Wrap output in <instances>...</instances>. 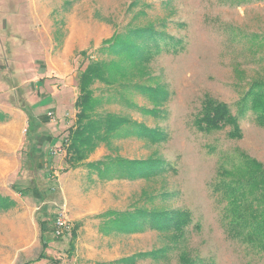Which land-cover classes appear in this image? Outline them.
<instances>
[{"label": "rangeland", "instance_id": "obj_1", "mask_svg": "<svg viewBox=\"0 0 264 264\" xmlns=\"http://www.w3.org/2000/svg\"><path fill=\"white\" fill-rule=\"evenodd\" d=\"M136 26L163 33L157 45L140 44L144 58L130 71L131 81L152 87L158 99L124 91L151 111L117 101L106 109L154 128V136L115 138L112 149L103 144L88 161L118 152L157 158L168 170L150 180L106 181L89 176L86 165L64 171L62 144L49 146L36 136L51 131L49 121L74 122L79 73L116 31ZM256 81H264V0H0V110L12 117L0 123V194L17 202L0 211V264H102L155 250L161 258L140 257L136 264H264V248L230 236L227 200L218 186L222 167L239 160V149L264 165V127L240 105ZM207 99L226 103L239 116L240 139L228 137L230 125L199 128ZM58 131L67 134L66 127ZM30 186L44 191L43 202L31 189L17 191ZM139 202L190 215L181 238L175 243L172 232L156 230L101 234L99 212ZM61 212L71 230L72 218L86 227L73 252L70 232L56 237L49 226ZM39 219L49 226L46 261L36 260Z\"/></svg>", "mask_w": 264, "mask_h": 264}, {"label": "trees", "instance_id": "obj_2", "mask_svg": "<svg viewBox=\"0 0 264 264\" xmlns=\"http://www.w3.org/2000/svg\"><path fill=\"white\" fill-rule=\"evenodd\" d=\"M157 34L155 29L147 26L116 31L111 41L99 48V56L94 60H89L87 66L79 73L78 95L75 100L76 114L62 142L66 153L65 170L86 165L88 175L94 176L95 174L100 181L150 180L167 172L168 166L157 158L153 159L151 156L127 158L116 151L115 154H106L102 159L88 161L90 155L101 145L104 144L112 149L115 138L138 136L152 140L154 128L127 115L114 113L106 109V104L117 101L127 104L129 108H137L143 114L151 111V108L139 106L134 101L125 98L124 91L129 93L141 91L153 100L158 99L154 92L151 93L152 87L131 81L133 76L130 73L131 68L144 58L145 52L142 50L145 49H140V44L144 46L151 41L157 45L159 42L157 36L163 33ZM85 52L81 50L80 54L85 55ZM98 83L103 87L97 88ZM96 90H99L100 94H96ZM241 100L242 112L251 108L255 113V121L264 127V81L251 83ZM206 102L202 117L197 120L199 128L210 131L230 125L228 137L240 139L243 133L239 116L233 115L226 103L211 99H207ZM9 118L8 113L0 110V122ZM27 155L30 160L29 164L33 167L32 152ZM237 155L239 160L233 162L230 168L222 167L220 174L223 180L218 184L223 190V196L228 205L229 225L226 228L231 237L250 240V244L261 250L264 248V242H262L264 240V216L261 215L264 212V165L240 149ZM35 170H37L36 167ZM28 189L37 192L41 201L45 199L44 191H40L37 186L17 189V191L25 194ZM52 190V187L47 189L49 192ZM15 204L13 198L0 194V211H7ZM101 217L103 219L101 228L105 234L128 235L149 230L172 232L175 243L181 238L183 235L181 231L191 219L190 215L185 216L184 211L147 206L143 202L124 210H109ZM43 246L46 249L47 244L43 242ZM71 247L73 248L74 244ZM45 249L37 260L46 258ZM160 250L163 252L166 248ZM140 257H151L154 260L161 258L158 257V250L144 251L113 260L110 264H136ZM53 262L58 263L59 261Z\"/></svg>", "mask_w": 264, "mask_h": 264}, {"label": "crops", "instance_id": "obj_3", "mask_svg": "<svg viewBox=\"0 0 264 264\" xmlns=\"http://www.w3.org/2000/svg\"><path fill=\"white\" fill-rule=\"evenodd\" d=\"M70 46H72V42H69L68 41V43H67V48H70ZM66 47H65V53L67 52L66 51ZM58 61H60L61 63H63V59H60V60H58ZM60 68V67H59ZM41 104V103H40ZM74 106H75V102H74ZM64 119L65 118H61V119H59V120H52V121H49V122H47L46 124L47 125H49L50 127H51V131H53V133H51V131L50 132H47V133H45V135L46 136H44V134H42V132H41V134H39L38 133V135L36 136L37 137V139L39 140V137H42V138H46V142L48 143V145L50 146H56L59 142L62 144V142H63V140H64V137L68 134V128L72 125H70L69 127H67L66 125H65V122H64ZM12 120V117L11 118H9L8 119V121L10 122ZM7 120L6 121H3L4 123L5 122H8ZM15 121V120H14ZM3 122H0V123H3ZM66 127L67 128V134L65 135L64 133H61L60 131H58V128L59 127ZM13 127H15V126H13ZM13 130H15V128H12ZM36 137H34V139L36 138ZM12 145V144H11ZM34 148V151H35V149L37 148V147H33ZM48 148H50V147H48ZM60 149V148H59ZM64 149V148H63ZM38 150V149H37ZM60 150H62V149H60ZM38 151H40V152H42V150H38ZM36 154H38L37 153V151L35 152ZM65 156H66V153L64 152V160H65ZM36 158V157H35ZM33 160H34V158H33ZM43 160V159H42ZM37 161H38V157H37ZM37 161H36V163H37ZM38 166H39V163H38ZM64 171H67V170H65V167H64V169H63ZM45 200V199H44ZM43 200V201H44ZM42 201V202H43ZM16 202V201H15ZM17 203V202H16ZM128 208V207H127ZM126 208V209H127ZM109 210H124V209H116V208H107V209H105V210H103V211H101V212H99L97 215H96V218H98L99 219V225H98V230L101 232V234L102 235H113V233H111V234H105L103 231H102V226H101V223H102V221H103V219H102V217H101V215L102 214H104L105 212H107V211H109ZM66 214V213H65ZM66 216H67V214H66ZM65 216V217H66ZM71 218H72V215H71ZM44 219V218H43ZM43 219H39L38 220V223L40 224L39 225V227H40V231H41V234H40V238H41V241H42V251H41V253L44 251V249H45V247L43 246V242H45L46 244H47V247H48V245H49V241H50V237H49V233H47V231H49L48 230V227L51 225V228H52V232H53V234L55 235V233H54V225L53 224H50L49 223V226L47 225V224H44V220ZM55 219L56 218H54V220H53V223L55 222ZM74 221H73V229H72V231H69L70 232V235H71V239L69 240V248H68V251H70V252H73L74 250H76V248H77V241H78V239H79V235H80V232L82 231H84L85 229H86V227H83L82 226V222H81V220H77V221H75V219L74 218H72ZM84 228V229H83ZM69 232H66V233H69ZM65 233V234H66ZM64 234V235H65ZM114 235H119V234H114ZM56 236V235H55ZM56 237H58V236H56ZM74 244V249L71 247L72 245ZM47 247H46V249H47ZM46 249H45V254H46ZM40 253V254H41ZM40 256V255H39ZM38 256V257H39ZM126 256H130V255H126ZM38 257H37V259H38ZM123 257H125V256H123ZM48 258H49V255L47 254L46 255V258L44 259L45 261L46 260H48ZM121 258V257H120ZM36 259V260H37ZM119 259V258H118ZM114 260H116V259H114ZM37 261H42V260H37ZM111 261H113V260H110V261H108V262H105V263H102V264H110V262Z\"/></svg>", "mask_w": 264, "mask_h": 264}, {"label": "built area", "instance_id": "obj_4", "mask_svg": "<svg viewBox=\"0 0 264 264\" xmlns=\"http://www.w3.org/2000/svg\"><path fill=\"white\" fill-rule=\"evenodd\" d=\"M52 114V113H51ZM71 225L64 213H59L54 222V233L56 236H63L66 232L71 231Z\"/></svg>", "mask_w": 264, "mask_h": 264}, {"label": "bare ground", "instance_id": "obj_5", "mask_svg": "<svg viewBox=\"0 0 264 264\" xmlns=\"http://www.w3.org/2000/svg\"><path fill=\"white\" fill-rule=\"evenodd\" d=\"M5 258V257H4Z\"/></svg>", "mask_w": 264, "mask_h": 264}]
</instances>
